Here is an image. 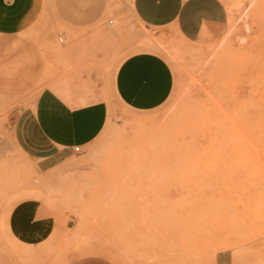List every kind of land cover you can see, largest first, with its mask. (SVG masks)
Segmentation results:
<instances>
[{
  "label": "rangeland",
  "instance_id": "rangeland-1",
  "mask_svg": "<svg viewBox=\"0 0 264 264\" xmlns=\"http://www.w3.org/2000/svg\"><path fill=\"white\" fill-rule=\"evenodd\" d=\"M222 1L229 23L193 44L142 25L132 0H43L28 31L0 40V213L31 201L48 222L18 243L0 221L16 264H264V0ZM140 52L172 69L162 107L112 100L100 136L47 173L14 147L13 119L52 81L82 72L106 84Z\"/></svg>",
  "mask_w": 264,
  "mask_h": 264
},
{
  "label": "crops",
  "instance_id": "crops-1",
  "mask_svg": "<svg viewBox=\"0 0 264 264\" xmlns=\"http://www.w3.org/2000/svg\"><path fill=\"white\" fill-rule=\"evenodd\" d=\"M42 8L43 0H0V40L28 31ZM132 8L145 27L172 31L192 44L218 34L230 21L222 0H132ZM173 89L174 75L167 60L156 53L140 52L111 70L106 84L96 73L58 77L32 106L16 114L8 132L20 154L40 173H47L71 159L75 148L84 149L100 136L112 100L131 111L147 113L162 107ZM0 221L7 238L18 243L31 242L48 232L42 205L31 201L0 213ZM216 262L225 264L221 254ZM0 264H16L1 242ZM79 264L102 263L89 259Z\"/></svg>",
  "mask_w": 264,
  "mask_h": 264
},
{
  "label": "bare ground",
  "instance_id": "bare-ground-1",
  "mask_svg": "<svg viewBox=\"0 0 264 264\" xmlns=\"http://www.w3.org/2000/svg\"><path fill=\"white\" fill-rule=\"evenodd\" d=\"M110 24H113V22H110ZM151 40H152V39H151ZM151 40H150L149 38H148V39L146 38L145 42H144V40H143L144 45H145V44H148V45H155V44H157V45H159L162 49L166 50V52H168L169 54H171V52H170L167 48L165 49V47H164L160 42L156 41L155 43H151ZM46 47H47V46H46ZM54 48H55V47H54ZM41 85H42V84H41ZM188 115H189V113H188ZM190 115H191V114H190ZM186 116H187V115H186ZM15 171H16V173H17L16 176H15L16 179H17V181L20 183V181H22L21 179H22V175H23V177H24V181H23V183H24V184H21V183H20V184H21V185H25L26 187L30 186V185H29L30 182H28V180H30L29 175L26 174V176H25L24 174L21 173V171H20L19 169H16ZM4 174H5V173H4ZM8 175H9V174H8ZM8 175H7V176H8ZM7 176H5V177H7ZM10 176H11V175H10ZM8 177H9V176H8ZM12 177H13V176H12ZM26 178H27V179H26ZM14 180H15V179H14ZM7 181H8V180H7ZM9 183H11V182H9ZM31 183H32V182H31ZM20 184H19V185H20ZM158 251H159V250H158ZM177 253H179V252H177ZM198 260H199V259H198ZM199 262H200V261H199Z\"/></svg>",
  "mask_w": 264,
  "mask_h": 264
},
{
  "label": "built area",
  "instance_id": "built-area-1",
  "mask_svg": "<svg viewBox=\"0 0 264 264\" xmlns=\"http://www.w3.org/2000/svg\"><path fill=\"white\" fill-rule=\"evenodd\" d=\"M74 153L75 154H80L81 153V149L80 148H75L74 149Z\"/></svg>",
  "mask_w": 264,
  "mask_h": 264
}]
</instances>
